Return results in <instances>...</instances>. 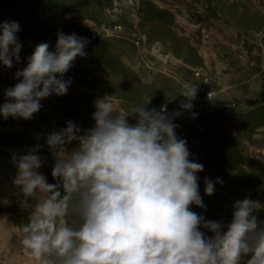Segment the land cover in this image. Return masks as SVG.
I'll list each match as a JSON object with an SVG mask.
<instances>
[{
	"label": "rangeland",
	"instance_id": "obj_1",
	"mask_svg": "<svg viewBox=\"0 0 264 264\" xmlns=\"http://www.w3.org/2000/svg\"><path fill=\"white\" fill-rule=\"evenodd\" d=\"M161 1L167 0H0V23L6 18L30 23L16 34L20 53L28 58L12 72L13 80L0 86V104L37 45L48 43L54 52L60 31L88 41L86 55L75 58L64 75L72 80L65 95L42 99L30 120L0 117V264H32L18 243L34 201L22 206L14 155L40 145L37 171L48 183H59L51 175L57 150L46 144L47 136L69 120L81 130L91 129L95 99L111 94L125 109L152 96L147 107L167 103L171 112L184 99L178 96L183 86L197 85L196 117L184 112L173 121L190 159L203 165L197 176L205 207L192 205L191 210L205 220L222 221L225 231L235 201L250 198L259 203L254 214L264 226V105L248 109L253 101L264 100V0H175L173 12L178 15L179 7L185 12L179 26L162 20L164 12L156 4ZM210 27L216 34L206 32ZM219 105L231 109L207 112ZM72 143L66 145L69 151L78 146ZM205 178L223 181L211 196L204 193Z\"/></svg>",
	"mask_w": 264,
	"mask_h": 264
},
{
	"label": "clouds",
	"instance_id": "obj_2",
	"mask_svg": "<svg viewBox=\"0 0 264 264\" xmlns=\"http://www.w3.org/2000/svg\"><path fill=\"white\" fill-rule=\"evenodd\" d=\"M19 31L18 22L0 23L5 67L20 60ZM87 42L60 31L54 52L48 43L37 45L27 66L15 73L18 82L5 89L0 117L30 120L42 99L65 95L72 80L64 75L75 58L86 55ZM197 93V85L185 84L178 95L184 99L171 112L167 103L147 107L152 96L127 109L112 94L95 99L91 129L81 130L69 120L46 138L57 150L51 175L59 183H48L37 171L40 145L14 155L22 206L34 201L19 238L24 256L32 264H241L246 256L244 264H264L257 201H235L225 231L222 221L205 220L191 210L205 207L197 176L203 165L190 159L173 121L184 112L196 117ZM73 141L78 146L69 151L66 145ZM204 183V193L211 196L223 181L205 178Z\"/></svg>",
	"mask_w": 264,
	"mask_h": 264
},
{
	"label": "crops",
	"instance_id": "obj_3",
	"mask_svg": "<svg viewBox=\"0 0 264 264\" xmlns=\"http://www.w3.org/2000/svg\"><path fill=\"white\" fill-rule=\"evenodd\" d=\"M242 1L243 0H240L239 1V3H241V4H244V3H242ZM244 2V1H243ZM161 3H162V1H161ZM176 2H175V0H167L165 3H162V5L160 4L159 5V3H156L158 6H159V8L160 9H162V12H164L162 15H164L163 17L164 18H162V20H165V19H168V20H171V24L170 25H175V24H177V26H179V24H181V22L183 21V18H182V16L184 15L183 13H185L184 11H183V8L182 7H179L178 8V11H179V13L181 14V16H180V14L178 13V15L177 14H175L174 12H173V10H175L174 8H175V6H176V4H175ZM194 5H196L195 3H194ZM178 7V6H177ZM250 13H251V10L249 11ZM185 16V15H184ZM159 23V22H158ZM218 22H216V24H217ZM216 24H215V26H216ZM214 28H216V27H214ZM202 32H204V30L202 29ZM208 34H210V33H212V34H216V31L214 30V29H212V27H210V28H207V31H206ZM204 34V33H203ZM204 36V35H203ZM205 38V36L203 37V39ZM209 41L206 39V44L208 43ZM233 51H231L230 53L231 54H233L232 53ZM235 53V52H234ZM235 55V54H234ZM239 60H240V58H239ZM220 82L222 83V84H225V80H220Z\"/></svg>",
	"mask_w": 264,
	"mask_h": 264
},
{
	"label": "built area",
	"instance_id": "obj_4",
	"mask_svg": "<svg viewBox=\"0 0 264 264\" xmlns=\"http://www.w3.org/2000/svg\"><path fill=\"white\" fill-rule=\"evenodd\" d=\"M131 3H133V1H131ZM135 3V2H134ZM199 33V32H198Z\"/></svg>",
	"mask_w": 264,
	"mask_h": 264
}]
</instances>
